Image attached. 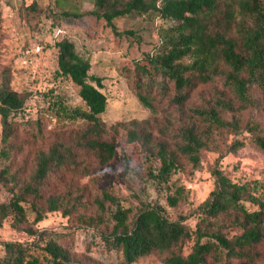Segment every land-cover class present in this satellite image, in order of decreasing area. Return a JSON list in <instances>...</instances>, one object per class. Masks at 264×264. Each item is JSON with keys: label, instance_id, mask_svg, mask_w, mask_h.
<instances>
[{"label": "trees", "instance_id": "16d2710c", "mask_svg": "<svg viewBox=\"0 0 264 264\" xmlns=\"http://www.w3.org/2000/svg\"><path fill=\"white\" fill-rule=\"evenodd\" d=\"M219 7L220 0H93L89 11L105 20L117 35L128 33L116 29L113 19L118 16L154 14L172 22L160 28V43L155 52L147 55L146 63L135 62L133 66L135 95L151 111L154 85L161 94H166L170 86L168 101L181 106L199 83L216 77L222 81L223 88L215 89L207 104L188 107V120H183L174 132L175 148H168L162 141L156 144L155 164L148 175L157 186L171 187V176L181 168L180 157L196 168L201 150L215 149V136L221 131L239 132L241 111L257 101L253 90L264 100V0H235L234 8ZM62 13L70 15L66 10ZM228 29H233L234 37L227 34ZM55 45L58 71L77 87L83 106L70 105L62 95L50 92L44 109L35 118L17 120V115L25 114V95L12 89L2 76L1 140L6 144L21 123L33 125L34 135L42 138L46 116L61 129L74 122L82 126L70 142L55 139L46 147H38L33 169L19 185L10 177L11 196L0 202V224L10 217L12 224L19 227L28 220V211L34 213L32 221L38 222L49 211L60 210L72 217L80 209L94 218L91 225L97 228L107 248L119 252L120 264H131L154 251L168 252L166 264H254L261 254L256 248L264 243V177L234 181L217 166L212 167L213 188L196 207L193 229L183 215L171 219L159 204L143 201L133 212L107 190L93 199V214H87L88 203L71 196L69 190L65 195L43 196L41 187L53 173L89 172L93 165L85 158H77L79 151L93 152L97 165L109 162L115 152L117 126L126 124L123 136L129 143L147 142L150 135L148 120L116 122L108 127L100 117L107 105L101 90L102 78L89 72V60L77 53L70 40L63 38ZM245 129L251 143L264 155V130L255 122L248 123ZM242 145L244 141L234 140L227 150L235 151ZM183 197L184 188L179 185L166 195V201L175 206ZM25 230L29 236L26 241H3L0 264H75L72 252L59 240V232L31 227ZM190 240V250L182 254Z\"/></svg>", "mask_w": 264, "mask_h": 264}, {"label": "rangeland", "instance_id": "374dc122", "mask_svg": "<svg viewBox=\"0 0 264 264\" xmlns=\"http://www.w3.org/2000/svg\"><path fill=\"white\" fill-rule=\"evenodd\" d=\"M227 6L234 8L235 0H220L221 10ZM92 9L93 0H0V79L4 76L12 89L25 95V114L17 115V120L27 116L35 118L36 113L44 109L50 92L62 95L70 105L83 106L77 87L58 71L55 44L63 38L70 40L77 53L89 60V72L102 78L101 90L107 97V105L100 117L108 127L116 122L148 120L150 135L147 142H127L123 136L126 124L117 126L115 152L109 162L97 165L93 152L79 151L77 158H85L90 166L93 165L89 172L65 170L53 173L42 185L41 193L47 197L52 193L65 195L69 190L71 196L87 202V214H93V199L101 195L102 190H107L116 196L119 204L133 212L143 201L159 204L169 218L183 215L193 229L197 221L196 207L213 188L212 167L217 166L234 181L264 177V155L251 143L250 133L245 129L248 123L255 122L264 130V100L257 90H253L257 101L241 111V130L234 133L221 131L215 136V149H202L196 168L180 157L181 168L171 176V187L157 186L148 175L149 168L155 164L156 144L162 141L168 148H175L174 132L183 120H188V107L201 102L207 104L216 93L215 89L223 88L222 81L216 77L213 81L199 83L181 106L168 101L170 86L166 94H161L154 85L151 91L154 110L151 111L135 95L133 66L135 62L146 63L147 55L155 52L160 43V28L172 22L154 14L118 16L113 19L116 29L128 33L117 35L105 20L89 12ZM64 10L70 15L64 16ZM73 13L81 14L74 16ZM224 29L222 22L221 30ZM227 34L234 37L233 29H228ZM35 46L39 49L35 50ZM54 124L55 120L46 116L40 138L34 135L33 125L21 123L6 144L1 140L0 124V202L10 199V177L19 185L29 176L38 147H46L55 139L70 142L82 126L81 122H74L61 129ZM109 133L113 132L109 130ZM234 140H242L244 145L228 151L227 147ZM179 185L183 186L185 197L170 206L166 195L173 193ZM33 217L34 213L28 211V220L19 227L12 224L10 217L1 222L0 257L3 241H26L29 236L25 227H31L59 232L58 238L72 252L75 264H120L119 252L107 248L97 228L91 225L94 218L86 216L80 209L71 218L60 210L46 212L38 222H33ZM191 246L192 240L186 242L181 253L186 254ZM256 249L261 254L254 264H264V243ZM167 255L166 251H154L131 264H166Z\"/></svg>", "mask_w": 264, "mask_h": 264}, {"label": "built area", "instance_id": "2783aa9c", "mask_svg": "<svg viewBox=\"0 0 264 264\" xmlns=\"http://www.w3.org/2000/svg\"><path fill=\"white\" fill-rule=\"evenodd\" d=\"M39 49V46H35V50H38Z\"/></svg>", "mask_w": 264, "mask_h": 264}]
</instances>
